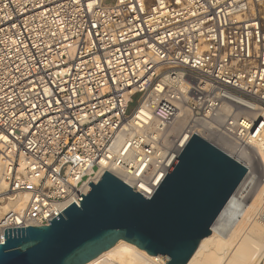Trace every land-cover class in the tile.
I'll return each mask as SVG.
<instances>
[{
  "label": "built area",
  "instance_id": "built-area-1",
  "mask_svg": "<svg viewBox=\"0 0 264 264\" xmlns=\"http://www.w3.org/2000/svg\"><path fill=\"white\" fill-rule=\"evenodd\" d=\"M193 135L264 146V0H0V243L105 172L151 198Z\"/></svg>",
  "mask_w": 264,
  "mask_h": 264
},
{
  "label": "water",
  "instance_id": "water-1",
  "mask_svg": "<svg viewBox=\"0 0 264 264\" xmlns=\"http://www.w3.org/2000/svg\"><path fill=\"white\" fill-rule=\"evenodd\" d=\"M246 171L193 135L151 198L105 172L48 226L6 229L0 264H87L119 241L160 264H187Z\"/></svg>",
  "mask_w": 264,
  "mask_h": 264
},
{
  "label": "bare ground",
  "instance_id": "bare-ground-1",
  "mask_svg": "<svg viewBox=\"0 0 264 264\" xmlns=\"http://www.w3.org/2000/svg\"><path fill=\"white\" fill-rule=\"evenodd\" d=\"M182 126L183 122L177 125L179 129ZM224 150L247 171L215 217L210 235L201 240L187 264H260L264 258V226L261 224V219L264 222V205L261 206L264 200V146L240 149L231 145ZM5 167V161L0 159V196L7 190ZM2 201L3 198H0V219L8 212L22 209L27 195L7 199L6 203ZM87 264L155 263L153 258L132 244L119 241Z\"/></svg>",
  "mask_w": 264,
  "mask_h": 264
},
{
  "label": "rangeland",
  "instance_id": "rangeland-1",
  "mask_svg": "<svg viewBox=\"0 0 264 264\" xmlns=\"http://www.w3.org/2000/svg\"><path fill=\"white\" fill-rule=\"evenodd\" d=\"M258 160H260V158H258ZM260 162V161H259ZM253 164H255L254 165V170H256L257 169V166H256V163L255 162H253ZM261 167H263L262 166V164H261ZM264 168V167H263ZM257 171V170H256ZM8 195H6V194H3V195H1L0 196V198H3V201L2 202H7V200H6V197H7ZM263 199H264V195H263ZM262 205H264V200L262 201V203H261V206ZM261 224L264 226V222L262 221V219H261Z\"/></svg>",
  "mask_w": 264,
  "mask_h": 264
}]
</instances>
